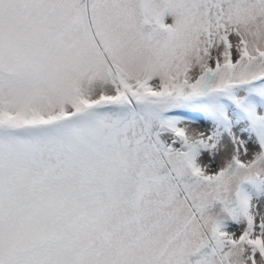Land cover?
<instances>
[{
  "label": "snow or ice",
  "instance_id": "obj_1",
  "mask_svg": "<svg viewBox=\"0 0 264 264\" xmlns=\"http://www.w3.org/2000/svg\"><path fill=\"white\" fill-rule=\"evenodd\" d=\"M0 264H264V0H0Z\"/></svg>",
  "mask_w": 264,
  "mask_h": 264
}]
</instances>
